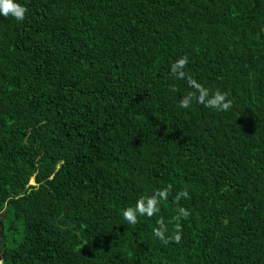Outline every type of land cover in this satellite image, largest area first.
I'll return each instance as SVG.
<instances>
[{"label": "trees", "instance_id": "16d2710c", "mask_svg": "<svg viewBox=\"0 0 264 264\" xmlns=\"http://www.w3.org/2000/svg\"><path fill=\"white\" fill-rule=\"evenodd\" d=\"M17 2L23 21L0 16V264H264V0ZM189 79L231 108L181 109Z\"/></svg>", "mask_w": 264, "mask_h": 264}, {"label": "clouds", "instance_id": "9594fccd", "mask_svg": "<svg viewBox=\"0 0 264 264\" xmlns=\"http://www.w3.org/2000/svg\"><path fill=\"white\" fill-rule=\"evenodd\" d=\"M25 13L26 9L17 0H0V16H11L19 22L24 20ZM187 63L188 58L186 56L180 57L171 64L170 73L179 79H183L185 75L183 69ZM188 84L195 92H190L179 100V107L181 109L189 108L193 101L217 111L227 112L231 108L232 102L227 99L225 93L219 91L210 93L208 89L191 79L188 80ZM179 195L187 197L188 193L182 192ZM166 196V191H160L150 197L138 199L134 207L127 208L123 211V219L129 224H135L138 216H153L158 212V198H166ZM180 214L186 216L188 213L181 209ZM153 235L157 239L167 242L163 225L153 229ZM175 239L178 240L179 238L176 237Z\"/></svg>", "mask_w": 264, "mask_h": 264}]
</instances>
